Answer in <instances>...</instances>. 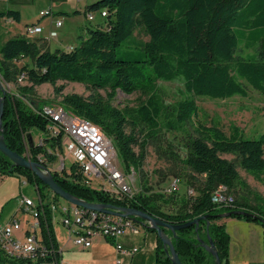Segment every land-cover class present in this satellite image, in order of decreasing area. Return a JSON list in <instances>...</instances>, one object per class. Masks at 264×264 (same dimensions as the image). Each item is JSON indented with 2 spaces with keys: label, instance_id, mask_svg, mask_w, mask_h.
Returning <instances> with one entry per match:
<instances>
[{
  "label": "trees",
  "instance_id": "obj_1",
  "mask_svg": "<svg viewBox=\"0 0 264 264\" xmlns=\"http://www.w3.org/2000/svg\"><path fill=\"white\" fill-rule=\"evenodd\" d=\"M86 10H105L106 15L95 27H86V37L79 35L78 44L71 49L51 50L48 41L34 36H14L0 45V76L15 85L14 90L4 89L1 121L6 145L34 161L41 152L49 162L56 159L46 151L48 143H55L53 139L46 134L45 144L33 141L30 145L28 135L33 140L32 129L46 132L49 124L37 112L43 103L33 97L34 87L49 83L60 94L63 86L57 85L59 80L85 85L86 96L78 93L62 96L63 109L97 124L111 139L127 171L133 167L141 177L147 146L156 140L160 129L176 130L192 122L196 134L188 138L181 160L189 170V185L198 184L196 194L182 197L174 212L164 211L158 204V199L171 194H163L161 190L151 192L141 177L140 189L133 198L118 199L96 185L86 184L73 165L70 171L52 174L65 191L87 202L136 208L166 223L181 224L207 215L197 225L175 232L162 229L171 238L182 264H215L213 255L204 247L210 240L220 264H228L229 234L219 214L245 209L264 219V199L254 194L256 205L238 197L231 205H217L211 202L210 194L218 184L226 185L231 193L238 187H247L241 183L238 166L256 178L264 176V132L248 138L236 126H230L226 134L220 123L208 125L200 119L196 123L198 106L194 97L220 100L235 95L246 97L247 89L238 78L264 95V0H97L87 4ZM1 19L18 22L20 12L0 9ZM136 30L148 39H138ZM241 43L255 49L254 54L237 55ZM21 75L24 84L18 82ZM175 79L182 81L184 96L171 112L165 113L156 94L157 81ZM118 90L126 94L138 91V103L115 105ZM225 154L234 158L228 159ZM0 175L24 177L39 194L48 189L31 170L16 166L1 151ZM39 213L42 236L57 249L51 212L44 207ZM231 216L264 227L250 216ZM145 227L156 238L153 264H170L156 231ZM6 263L25 264V261L9 258L0 250V264Z\"/></svg>",
  "mask_w": 264,
  "mask_h": 264
},
{
  "label": "rangeland",
  "instance_id": "obj_2",
  "mask_svg": "<svg viewBox=\"0 0 264 264\" xmlns=\"http://www.w3.org/2000/svg\"><path fill=\"white\" fill-rule=\"evenodd\" d=\"M91 1L95 2L97 0H0V9H15L20 12V20L18 22H10L4 19L0 20V45L5 40L14 36L31 38L32 36L26 32L27 25L37 24L45 26L49 18L53 17V11L59 9L64 11L62 15L64 16V26L58 29L60 36L65 38L66 42L64 43L68 45L70 43L78 44L79 39L78 37L76 38V36L82 34L84 31L86 33V27H95L102 19L98 11H90L91 14L94 15V19H88L87 14L89 12L86 10V5L92 3ZM40 10L48 11L50 14L40 16ZM135 36L140 40L148 39V37L139 30L135 31ZM56 45L58 44L52 42L53 48ZM254 52L255 49L246 48L244 44L241 43L236 54L248 57L254 54ZM238 80L245 85L247 89L248 95L246 97L235 95L224 100L208 97H194L195 103L198 106V115L194 118L196 123L198 119L202 122L205 121L208 125L211 124V122L220 123L226 134L229 133L230 126H236L240 128L239 131H243L245 137L248 138L257 137L264 132V95L253 89L244 80L240 78H238ZM0 81L2 82L3 89L8 91L14 90L15 85L13 83L5 82L1 76ZM24 83L25 81L22 82V84ZM57 85L63 86V90L60 94H56L53 91L51 84L44 83L34 87L33 97L41 100L43 106L48 105L51 108H64L61 103L64 94L78 93L83 96L88 95V90L85 88V85L79 82L59 80ZM156 94L162 102L164 112L169 113L172 111V108L176 106V102L181 100L184 96L183 83L180 79L171 81L159 80L157 81ZM139 96L140 93L138 91L126 94L118 90L113 103L119 107H124L126 105L133 106L138 103ZM164 121V118H162V122ZM194 128L195 126L192 122H189L176 130L168 131L160 129L156 136V140L147 146L146 157L142 165V177L133 167H130L129 171H127L121 159L116 156L117 166L120 170L125 174L128 172L130 173L131 170L134 171L136 178L135 185L136 187L138 186L139 189L140 177L143 178L142 182L145 183V185L150 186L151 192H158L171 178H178L180 180L177 191L166 198L158 199V204H160V208L164 211H176L182 197L196 194L195 187L198 183L195 182L193 185H189L187 182L189 170L181 160L186 153L188 138L196 134ZM45 135L46 132L44 131L32 129L34 141L38 140L39 137L44 138ZM170 151L173 152L172 155ZM59 152L64 159L66 169L70 171L73 162L72 158L67 155L64 146L59 149ZM224 156L228 159L234 158L231 154H225ZM238 171L240 173L241 183H246L248 180L251 184L255 185L264 183V176H262L261 179L256 178L254 175L244 171L240 166H238ZM22 180L26 179L18 175H9L4 178L7 188L13 190L14 187L16 189L14 192L8 193L3 206H6L5 218L14 213L16 218L20 220L21 226L24 227V220L28 218L29 215L22 210H17L14 198L20 193H23L25 196L35 199V192L29 183L23 185L21 183ZM127 180L130 182L129 177H127ZM99 182L98 179H93L95 185ZM104 185L109 186L107 183ZM238 188L242 189L240 192L243 195L250 194L252 190L248 185L247 187L243 186L242 188ZM189 189L193 190V194L189 193ZM233 195L237 197L238 190H236ZM238 197L242 198V196ZM57 201L60 206L67 204L66 200L61 197H57ZM259 201H261L260 198ZM52 226L58 243V249L62 251L64 264H116V260L119 258L117 256L118 252L113 242L109 241L104 236L92 237L91 247L82 248L73 243L72 236H69L67 228L62 224L54 221ZM139 231L140 232L134 237V240L137 245L140 246V252L144 254V259H142V262L135 261L132 262V264L153 263L154 251L150 241V237L153 233L148 231L142 224H139ZM21 233L22 230L20 231V234ZM121 261L122 264H130L128 257H123Z\"/></svg>",
  "mask_w": 264,
  "mask_h": 264
},
{
  "label": "built area",
  "instance_id": "obj_3",
  "mask_svg": "<svg viewBox=\"0 0 264 264\" xmlns=\"http://www.w3.org/2000/svg\"><path fill=\"white\" fill-rule=\"evenodd\" d=\"M39 14L44 16L50 12L41 10ZM99 15L101 18L104 17L105 10L99 12ZM87 17L89 20L94 19L91 12L87 14ZM7 20L11 21V19ZM62 24L63 17L54 19L56 28ZM26 32L31 36L42 35L46 41L58 35L56 29H51L43 35L42 27L37 24L27 25ZM71 48L72 46L66 47V49ZM23 78L24 76L21 75L18 82L22 83ZM37 112L49 120L46 134L55 143L53 145L48 143L46 151L56 157L53 162H49L46 155L41 152L37 154V162L47 163L51 173L66 169L64 159L59 152V149L64 146L67 155L72 158V165L76 168V172L81 174L86 184L95 185L93 179H98L100 182L96 186L118 199H131L139 191L138 186L135 185L134 171L131 170L130 173L125 174L119 169L116 162L117 154L111 139L97 124L60 107L51 108L44 105ZM34 142L39 145L45 144L44 138L41 137ZM127 177L130 178V182ZM21 183L27 184L26 180H22ZM105 183L109 186L104 185ZM179 185L178 178H171L160 190L163 194H172L178 190ZM33 189L35 199L23 193L14 198L17 210H22L29 215L24 220V227L14 213L5 219L0 217V250L7 257L23 260L25 264H64L61 250L53 248L42 236L39 212L44 207L51 212L52 223L55 221L67 228L75 245L89 248L94 236H104L111 240L118 252L119 258L116 264H122L123 257L132 258L140 251L139 246L127 245L124 242L125 236H136L140 232L139 224L142 223L136 221L134 217L98 211L67 201V204L60 206L56 194L49 188L42 194H39L35 187ZM188 191L193 194L192 189ZM210 200L217 205H231L235 201V196L226 185L218 184L212 189Z\"/></svg>",
  "mask_w": 264,
  "mask_h": 264
},
{
  "label": "crops",
  "instance_id": "obj_4",
  "mask_svg": "<svg viewBox=\"0 0 264 264\" xmlns=\"http://www.w3.org/2000/svg\"><path fill=\"white\" fill-rule=\"evenodd\" d=\"M93 2V1H91ZM41 11V10H40ZM64 11L61 9L57 11H53V17L49 18L45 26L42 27V34L45 35L47 32L51 29H56L58 35L49 40V48L51 50L55 48H61L65 49L69 46H74L76 44L70 43L69 45L66 42L65 38L60 36V33L58 31L59 28H62L64 26ZM57 17H63V24L62 26L56 28L54 25V19ZM8 21V20H7ZM102 21V19H101ZM14 22V21H10ZM83 37H86L85 31L82 32ZM79 35L76 36V38ZM35 38L42 37V35H35ZM52 42L57 43L54 48L52 47ZM65 44V45H64ZM34 141V140H33ZM240 174V173H239ZM6 176L0 175V217L2 219L5 218L6 213V206H3L4 200L6 196H8V193L14 192L16 188L13 187L12 189L7 188V184L4 181V178ZM247 185L253 190H251L250 194L243 195L240 191L242 189L237 188L238 190V196H242V201L247 202L250 205H256V200L254 193H258L263 199H264V183H259V185L251 184V182L248 180L246 182ZM237 196V197H238ZM239 198V197H238ZM220 222H223L225 225V228L229 234V257H228V264H264V227L254 221L245 220L243 218H237V217H222ZM135 236H125L124 242L125 244H131V245H137L136 241L134 240ZM155 234L153 233L150 237L151 244L153 246V251L156 246V240H155ZM91 247V246H90ZM140 247V246H139ZM144 254H142L140 251L133 256L132 258H128L130 261V264L132 262H142L144 259ZM118 256V255H117ZM61 258L63 260L62 251H61ZM64 262V260H63ZM153 264V263H150Z\"/></svg>",
  "mask_w": 264,
  "mask_h": 264
},
{
  "label": "water",
  "instance_id": "obj_5",
  "mask_svg": "<svg viewBox=\"0 0 264 264\" xmlns=\"http://www.w3.org/2000/svg\"><path fill=\"white\" fill-rule=\"evenodd\" d=\"M4 98H5V91L2 86V82L0 81V151L8 157L16 166H21L24 168H27L31 170L37 177L40 178V180L47 185V187L52 190L56 195L63 198L67 202L73 203L75 205L95 209L98 211H103L107 213H117L124 216H132L135 219H137L139 222L144 224L147 227H150L154 229L158 235V237L162 240L164 246H165V253L170 257L171 263L170 264H182L179 260V257L177 253L174 250L173 243L171 241V238L168 237L164 231L163 227L169 228L173 232H175L178 229L188 227L190 225H197L199 220L206 219L207 215H202L199 217H196L192 220H189L187 222L181 223V224H171L164 222L161 218L157 216H153L148 214L145 211L132 208V207H118L112 204H106V203H93V202H87L81 198H78L69 192L65 191L54 179L53 174L51 171L44 166L43 164H40L37 161L31 160L23 155H20L19 153L11 150L5 143L3 133H2V111H3V105H4ZM28 141L31 145L33 143V140L30 135H28ZM233 214L241 215V216H250L252 218H255L262 222L264 224V219H262L258 214L253 213L251 211L245 210V209H233L228 212H224L219 214V217H229ZM205 249L210 252L214 259L215 264H220V260L218 257V254L216 250L213 247V243L211 240L209 241V244H204Z\"/></svg>",
  "mask_w": 264,
  "mask_h": 264
}]
</instances>
